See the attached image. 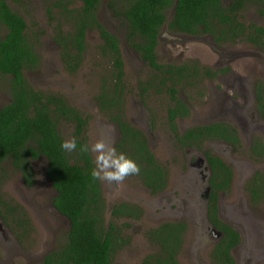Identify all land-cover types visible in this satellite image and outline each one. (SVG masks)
<instances>
[{
    "label": "trees",
    "instance_id": "1",
    "mask_svg": "<svg viewBox=\"0 0 264 264\" xmlns=\"http://www.w3.org/2000/svg\"><path fill=\"white\" fill-rule=\"evenodd\" d=\"M19 4L20 0H11ZM46 17L54 20L53 41L63 68L75 71L85 49V33L95 29L100 39L97 48L107 60V69L100 75L95 94L98 111L115 124L117 137L113 143L140 167L135 175L150 192L161 190L166 182V171L148 147L147 138L122 113L125 84L123 60L118 38L98 20L96 8L99 0H46ZM107 0L106 6L115 17L123 20L125 39L148 66V74L137 81L139 96L166 93L170 104L166 106V123L175 144L198 146L204 139L223 140L235 147L239 140L235 128L226 121H213L188 126L182 132L176 129V117L187 115L188 107L176 96L178 88L193 86L197 81L198 66L194 59L181 63L157 61L155 47L161 27L170 32L187 34L208 33L215 42L245 40L264 49V0ZM118 3V6L115 5ZM250 4L263 18L262 24L243 23L240 10ZM56 9V16L52 10ZM168 12H171L167 17ZM0 23L5 32L0 35V75H8L10 99L0 106V162L9 158L18 169L23 182L30 185L33 171L30 159L43 156L46 160L45 175L50 180L54 194L50 203L68 221L65 239L57 248L47 251L32 264H115L110 260L113 243L119 238L117 228L110 219L105 224L104 200L100 180L90 172L95 166L90 152H81L80 146L88 144L86 117L81 110L68 104L57 92L41 91L32 87L23 75L24 69L34 68L38 56L34 47L36 33L25 18L12 9L7 0H0ZM67 29L64 30V27ZM34 38V40H33ZM259 100H260V94ZM141 100V99H140ZM261 102V101H260ZM264 118V105L260 104ZM60 122L71 125L70 138L77 141V150L71 153L61 149L64 140L59 131ZM251 154L264 157V144L254 136L249 145ZM210 164L209 183L212 187L207 202V218L221 232L209 251V264H235L230 248L239 242L238 232L216 215V192L225 190L231 179V169L216 155L203 151ZM244 188L252 202L264 195L263 179L256 171ZM0 215L10 218L25 230L24 208L10 198L0 197ZM20 213V214H19ZM114 218H138L140 207L134 202L120 201L110 207ZM10 216V217H9ZM126 224V222H121ZM184 220H167L148 228L147 240L157 246L143 256L141 264H180L176 254L180 248ZM21 233V232H20ZM19 235V233H18Z\"/></svg>",
    "mask_w": 264,
    "mask_h": 264
},
{
    "label": "rangeland",
    "instance_id": "2",
    "mask_svg": "<svg viewBox=\"0 0 264 264\" xmlns=\"http://www.w3.org/2000/svg\"><path fill=\"white\" fill-rule=\"evenodd\" d=\"M106 1L99 0L96 16L119 41L124 72L122 80L125 84L123 116L144 133L148 147L166 171L165 187L154 195L146 191L136 176H130L120 184L100 181L104 200L103 222L106 224L111 219L114 224L120 225L116 236L119 240L113 243L110 254L111 262L141 264L143 256L157 249L155 244L147 240L144 232L162 221L181 219L186 222V228L176 260L180 264H209V249L219 236L213 235L206 228L201 202L190 190L196 183L192 166L188 164L189 157L201 156V152L206 150L227 163L232 170L231 185L218 195L217 204L219 217L239 234V242L230 250L235 264H264V195L261 200L252 202L242 187L243 180L253 169H259L264 177V157H255L248 148L250 137L254 135L260 137L264 144V127H256L250 135L243 115L249 109L248 92L251 85L239 91L237 85L230 88L217 79L178 88L176 96L186 104L188 113L175 119L177 130L181 131L197 123L223 120L236 128L240 141L234 149L215 139L202 141L192 147L175 144L166 123L165 109L170 104L167 94L148 91L145 96L138 95L137 81L148 74V66L128 45L123 20L113 16ZM73 2L79 3L78 0ZM7 3L23 15L31 30L36 33V41L33 40L38 64L23 70L28 83L41 91L62 94L68 104L82 111L87 120L85 134L88 145L97 139L113 144L117 137L115 124L98 111L95 100L99 77L108 66L106 58L97 48L100 39L96 30L86 31L80 64L75 71L68 72L63 68L58 47L52 39L55 19L49 20L46 17L45 8L49 2L20 0L17 4L7 0ZM115 5L118 6V3ZM52 15L56 16L54 8ZM239 19L245 24H259L262 18L252 5L247 4L240 10ZM4 32L5 27L0 23V35ZM155 53L159 62L195 58L204 64L227 66L231 68L230 71L238 72L246 78L248 84L260 81L264 93V49H258L242 39L223 41L216 45L209 35L173 33L164 24L158 33ZM230 71L227 68L225 73L229 75ZM8 78V75H0V106L10 99ZM240 103L243 108H239ZM254 120H257L256 116ZM71 128L69 123L60 122L59 131L64 140L70 139ZM91 155L94 161L95 154ZM29 163L33 180L30 185H26L19 170L10 164L9 158L0 162V197L19 203L25 215L19 213L18 218H26L25 230H22L21 225H16L8 217L3 219L0 215V264L35 263L65 239L68 221L50 203L54 189L45 175L46 160L38 156L30 159ZM120 201L140 205V216L112 217L110 207ZM2 208L0 205V212ZM121 222L126 224L122 225Z\"/></svg>",
    "mask_w": 264,
    "mask_h": 264
},
{
    "label": "flooded vegetation",
    "instance_id": "3",
    "mask_svg": "<svg viewBox=\"0 0 264 264\" xmlns=\"http://www.w3.org/2000/svg\"><path fill=\"white\" fill-rule=\"evenodd\" d=\"M170 14H171V12L168 13L167 17H169ZM260 17L262 18V16H260ZM262 23H263V18L261 19V23H259V24H262ZM173 33H182V34H185V35H193V36H198V35H204L205 34V35H209L210 36V38H211V40H212V42L214 44H216V45L222 44V42H215L213 40L212 36L210 34H208V33H201V34H196V35L195 34H187V33H184V32H173ZM242 41H245V40H242ZM229 42H231V41H229ZM251 45H253V44H251ZM253 46L256 47V48H258V49H263V48H260L257 45H253ZM186 59H194V60H196L195 58H186ZM186 59H183V60H181L179 62H171V63L178 64V63H181L182 61H184ZM196 62L198 63V66H205L206 68H208V70H205L204 68H198L197 75H196L197 76V81H196V83L193 84V86L196 85V84H201V82H207V81H212V80H217V79L220 82H222L224 85L229 86L230 88L233 87V86H235V85H237L239 91L241 89H247L248 88V85H251V90L249 89L250 93L248 92V94H249V98H248L249 99V103H248L249 109H248V111H245V113L243 114L244 117H245L244 118V121L246 122L245 125H246L247 129L249 127V133H250V135L252 134L253 130L256 129V127H259V126L264 127V118H263V113L261 112V106H260L261 103H263V105H264V93H263V90H262V85H261L262 83H260V81H257L256 83L254 81L252 84H248L247 81H246L247 80L246 78H244L243 76H240V74L238 72H235L234 73L232 70L230 71L231 68H229L227 66H223V65H208V64L201 63L198 60H196ZM227 68L230 71L229 75H227L225 73L227 71ZM229 80H231V82ZM258 93L260 94V100L258 98L259 97ZM242 95H244V94H242ZM246 96H247V94H246ZM240 98H243V97L240 96ZM241 103L238 105L239 108H243V105H241ZM254 116L257 117V120H254ZM177 118H180V117L177 116L176 119ZM213 121H223V120H213ZM213 121H209V122H213ZM209 122H205V123H209ZM205 123H197V124H205ZM193 125H195V124H193ZM186 128L187 127H185L184 129H186ZM183 130H181V131L178 130V131L179 132H182ZM235 131H236V134H237V137H238V140H239V135H238V132H237L236 128H235ZM254 136H251L250 137L248 146L251 144V141H252V139H253ZM206 140L208 141V140H212V139H204L203 141H206ZM259 140H261L260 137H259ZM218 141H222L224 143H227L226 141H223V140H218ZM261 142H262V140H261ZM227 144L230 147H232V149H234V148H236L238 146L239 142H238V144L235 145V147L233 145H231L230 143H227ZM189 147H192V145H189ZM201 153H202L201 156H196V157H194V156L192 157L191 156V157H189L190 160H188V164L190 166H192V172H193L192 175L194 176L193 179L195 180L194 183H196V186H192L190 184L192 186V188L190 190H192L194 192V195H196V197L199 198V200L201 202V205H202V208H203V210H202L203 214L202 215H203V218H204V220L206 222V228L212 233L211 228H215V227L210 223V221L207 218V214H206V212H207V202H208V198H209L210 192L212 190V187H211V185L209 183V180H208L211 171H210V164L208 163V161H207V159H206V157L204 155V152H201ZM254 156L257 157V158L263 159V157H261V156H258V155H254ZM230 169H231V167H230ZM256 171H260V170L259 169L258 170L257 169H253L245 177V180H243L242 187H243L244 191L248 194L250 200H251L250 195L247 192V190L244 188V186L247 185V184L248 185H253L254 184L251 181L249 183H247V182H248V180L252 177V175ZM261 176H262V179H263V186H264V177H263L262 172H261ZM231 181H232V172H231V179H230V182H229V186L228 187H230ZM143 187L146 189V191L148 193L154 195L156 193L161 192L164 189L165 185H164V187L161 190H159L157 192H150V190L147 187H145L144 185H143ZM227 189H225V190H227ZM190 190H189V192H190ZM225 190H223V191H225ZM221 192H222L221 190H217V192H216V202H215V204H216V215H217V217L220 220H222V219L219 217V207H218V204L217 203H218V199H219L218 198V195ZM138 206L140 207V211H141V206L140 205H138ZM175 220H181V219H175ZM222 221H224V220H222ZM224 222L227 223L226 221H224ZM216 230H218V229H216ZM220 235H221V232H220ZM233 247H231L230 250ZM209 251H210V249H209Z\"/></svg>",
    "mask_w": 264,
    "mask_h": 264
},
{
    "label": "clouds",
    "instance_id": "4",
    "mask_svg": "<svg viewBox=\"0 0 264 264\" xmlns=\"http://www.w3.org/2000/svg\"><path fill=\"white\" fill-rule=\"evenodd\" d=\"M60 147L65 152H74L77 150V141L74 137L65 139L61 142ZM79 150L95 154V166L90 172L94 180L108 184H120L128 177L140 174V167L135 160L123 152H118L113 144L103 139H97L91 145H81Z\"/></svg>",
    "mask_w": 264,
    "mask_h": 264
},
{
    "label": "water",
    "instance_id": "5",
    "mask_svg": "<svg viewBox=\"0 0 264 264\" xmlns=\"http://www.w3.org/2000/svg\"><path fill=\"white\" fill-rule=\"evenodd\" d=\"M52 208L58 213V214H60L59 213V211L54 207V206H52ZM61 215V214H60ZM211 231H212V233H213V235H215V236H219L220 235V232L218 231V230H216L215 228H211Z\"/></svg>",
    "mask_w": 264,
    "mask_h": 264
}]
</instances>
